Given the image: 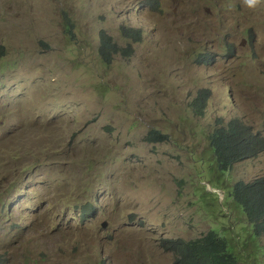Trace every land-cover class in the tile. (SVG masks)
Segmentation results:
<instances>
[{
  "label": "rangeland",
  "instance_id": "374dc122",
  "mask_svg": "<svg viewBox=\"0 0 264 264\" xmlns=\"http://www.w3.org/2000/svg\"><path fill=\"white\" fill-rule=\"evenodd\" d=\"M156 1L0 0V264H170L162 238L213 229L264 264L224 204L264 151L218 175L209 145L216 119L264 135V0ZM101 30L132 53L103 63Z\"/></svg>",
  "mask_w": 264,
  "mask_h": 264
},
{
  "label": "trees",
  "instance_id": "16d2710c",
  "mask_svg": "<svg viewBox=\"0 0 264 264\" xmlns=\"http://www.w3.org/2000/svg\"><path fill=\"white\" fill-rule=\"evenodd\" d=\"M151 5L157 4L156 0H147ZM120 34L132 41H138L141 34L138 30H125L120 28ZM98 54L103 63L109 64L114 55L121 54L129 56L132 52L130 44L120 46L103 30L98 34ZM227 53H232L227 49ZM5 54L4 45L0 44V58ZM197 62L210 64L213 55L200 53ZM200 93L204 91L200 90ZM206 98H194L190 103L193 110L200 114L204 111ZM166 136L158 131L151 130L148 137L153 141H162ZM211 147V168L218 175L231 169V167L246 159L257 157L264 151V135L248 123L233 117L227 122L216 119L215 127L209 135ZM225 203L231 199L232 208L243 215L250 225V237L258 239L264 235V176L256 177L253 180L237 181L225 194ZM226 204V205H227ZM230 206V205H229ZM83 216H91L94 207L85 203L81 207ZM248 238V237H247ZM163 251L174 256L170 264H239L242 257L238 253V245L235 237L228 230H210L201 237L195 239L185 238H162L160 241ZM1 259V258H0Z\"/></svg>",
  "mask_w": 264,
  "mask_h": 264
},
{
  "label": "clouds",
  "instance_id": "9594fccd",
  "mask_svg": "<svg viewBox=\"0 0 264 264\" xmlns=\"http://www.w3.org/2000/svg\"><path fill=\"white\" fill-rule=\"evenodd\" d=\"M246 3L249 5V6H252L254 4V0H246ZM244 41V40H243ZM132 53V52H131ZM215 190V189H214Z\"/></svg>",
  "mask_w": 264,
  "mask_h": 264
},
{
  "label": "water",
  "instance_id": "95a60500",
  "mask_svg": "<svg viewBox=\"0 0 264 264\" xmlns=\"http://www.w3.org/2000/svg\"><path fill=\"white\" fill-rule=\"evenodd\" d=\"M244 42V41H243ZM102 225L105 227L106 226V223H102Z\"/></svg>",
  "mask_w": 264,
  "mask_h": 264
}]
</instances>
